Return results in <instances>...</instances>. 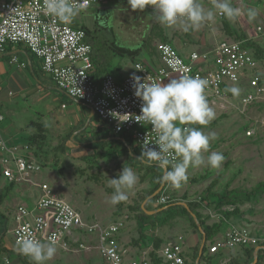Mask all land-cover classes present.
Masks as SVG:
<instances>
[{
	"label": "built area",
	"instance_id": "1",
	"mask_svg": "<svg viewBox=\"0 0 264 264\" xmlns=\"http://www.w3.org/2000/svg\"><path fill=\"white\" fill-rule=\"evenodd\" d=\"M106 1L108 0H76L84 5L82 11ZM42 4L43 0H0V54L5 53L9 45H23L40 61L42 71L52 78L63 94L91 109L99 121L109 126L115 134L129 135L139 146L140 152L143 144L155 141L156 133L151 130V125L144 126L134 119L141 114L142 104L134 95V76L141 77V82L147 78L145 83H166L172 75L178 78L185 74L205 78L209 82L205 94L212 106L220 102L228 103L225 89L245 81L249 91L241 98L242 107L246 109L264 101V78L258 71L259 61L245 51L238 41L225 40L218 43L213 52V66L204 69L196 67L195 62L208 63V53H193L190 62H186L172 45L161 43L158 51L163 67L156 72L148 71L140 63H135L130 74L120 83L112 74L98 80L91 60L92 47L86 42L85 31L46 15ZM254 30L256 36L264 42V16ZM11 62L18 63V60L12 58ZM75 77L77 87L81 90L75 87ZM113 111L128 113L133 119L120 123L110 114ZM261 133H264V120L260 119L249 126L245 137L251 139ZM149 147L158 146L149 144ZM23 150L28 151L29 146L24 145ZM0 152L7 154L0 160V164L4 168L3 175L9 182H31L33 176L42 169L38 164L17 155L15 149L8 148L1 136ZM9 164L14 165L15 174L9 169ZM38 187L41 194L34 207L29 209L20 206L16 211L17 226L13 230V237L21 257L26 256L19 251V241L31 234L45 243L55 240L56 247L67 253L79 254L95 249L107 264H151L147 259L148 252H143L138 260L128 259L129 251L117 237L125 227V217L108 225L86 221L59 198L49 185L40 184ZM166 190L156 200L157 206L171 201L165 195ZM200 200V196L190 199L195 202ZM227 207L226 211L234 209ZM92 236L95 237L94 243L87 242ZM182 243L183 237L179 236L176 242L166 243L155 253L163 264H185ZM261 244H264V234L258 235L246 227L230 225L223 237L208 247V255L215 256L243 246L257 248ZM227 262L228 260L223 259L219 264Z\"/></svg>",
	"mask_w": 264,
	"mask_h": 264
},
{
	"label": "crops",
	"instance_id": "2",
	"mask_svg": "<svg viewBox=\"0 0 264 264\" xmlns=\"http://www.w3.org/2000/svg\"><path fill=\"white\" fill-rule=\"evenodd\" d=\"M199 3H201L205 10L209 9L208 6L204 5L206 4V0H199ZM231 3L233 7L241 10V15L235 21H232L235 27L229 25L227 19L222 16L221 18H223L224 21L221 28L214 31L211 36L209 34L205 36L204 32H201L203 35H198L194 30L184 32L179 23L171 28L164 27L155 19L153 7L150 5L147 6L146 11L152 14V20H150L147 26L148 28H151V26H157L159 28L157 33L154 34V37L157 36V38H154L150 47L145 50V56H142L141 60L130 59V64L125 65L124 69L121 65L116 66L112 74L115 80L118 83L122 82L124 78L130 74L133 64L135 63H140L145 69L151 72H156L159 68L163 67L159 51L155 52L153 50L154 48L152 49V46H154L157 41L161 42L160 37H163L166 43L172 45L186 62H190V56L193 53H197L198 55L208 53L210 55L208 63L204 64L200 61L195 62L196 67L203 69L213 66V52L218 43L225 40L235 41V33L243 34L246 40L264 47V42L256 36L254 30L255 27L262 22L264 16V0H231ZM104 4L105 3L101 5ZM96 7H98V5L92 6L89 9ZM249 8L255 9L257 12V16L254 19L256 23L253 28L250 27L251 21H249L247 17V10ZM89 9L84 10V12ZM217 15L219 16V14ZM146 17L143 16V18ZM67 24L71 26L73 22L71 21ZM225 24L229 27L225 28ZM204 26L212 31L211 23H205ZM231 28L234 30V33ZM143 48L144 46L141 47L140 51L143 50ZM130 55L132 56L131 53ZM12 58H16L18 63L11 62ZM19 64H23L24 66L20 67ZM259 73L262 74V78H264V73L262 71H259ZM173 78H178V76L172 75L170 79ZM53 89L55 91H60L54 84L52 78H49V76L42 71L40 61L28 52L23 45H9L6 48V52L0 54V116L2 117L0 121V136L8 148L17 151V155L25 157L42 168L39 173L33 176L31 182L20 180L9 182L7 177L3 175L4 168L0 164V209H4V212H6L12 220V225L10 227H8L9 220L6 219L5 216H3L5 218L4 225L0 223V264H24L13 237V230L17 226L16 211L20 206L29 209L34 207L41 194L38 185H49L59 198L68 203L65 195L68 192L65 189L67 185L58 182V179L51 181L50 179L46 180L44 178L42 171H46L48 166L55 167L58 172L57 175L64 176V168H62L60 164L62 163L63 166L66 164L68 166V173H70V177H72L73 181L74 179L77 180L76 175L78 174L84 176L83 170L85 169L83 168L86 166V170L89 172V178H86V180L94 181L97 188H106L110 183L106 185L105 181L111 182V179L118 178L123 167H131L134 163V158L131 156L132 154L135 155L133 148L137 149L136 145L130 148L125 141V135L115 134L109 126L100 122L95 114L92 115L91 109L85 107L77 100L68 97L61 91L60 92L64 96L68 97L69 102L67 104L60 103V105L56 107L52 101H50V91ZM229 104L230 102L228 100V103L220 102L218 105H210V107H212L213 110L224 109L225 106ZM252 124L253 123H251L250 126ZM102 125L106 128L105 132L101 131V129L97 130L100 126L102 127ZM81 127L83 129L92 128L97 130L94 131V135H92L94 138L88 136L81 130L79 131ZM39 131L42 132L43 138L46 139L42 144L41 152L30 148L28 151L23 150V146L28 145L27 140L32 136H38ZM78 135H84V140L75 141ZM93 143L96 145H93ZM61 148H63V150ZM5 156H7L6 153L0 152V160ZM89 158H92V160L88 165L87 159ZM9 169H11L14 174L16 173L13 164H9ZM48 173L49 177L53 175L52 172ZM82 175H80V180L83 178ZM108 175L111 177L109 178ZM206 187L204 186V188ZM108 189L111 190L110 187ZM200 190L202 189L192 190L190 193H197ZM110 192L112 193V190ZM185 192L187 191L184 190V193ZM70 199L73 203L72 208L86 221L108 225L119 219V217L116 216V212L118 211V206H122L121 203L115 204L113 211L107 215L101 212L88 211L87 206H82L77 201H74L71 196ZM151 211H156V209L151 208L149 212ZM139 221L140 220H137L135 223L138 230ZM253 232L258 235L264 234V230H254ZM192 234L190 238L176 235L170 240H160L162 241L160 248L168 242H176L177 238L181 236L183 237L182 245L185 254V248L190 250L196 246V242L198 241V234L194 231ZM220 236L219 239L223 237V235ZM88 239V242L93 241L94 243L95 241L94 236ZM118 239L119 242L128 249V259L138 260L141 258L143 252H148L147 259L151 264H154L149 255L153 252L155 239L153 243H151V247L147 249L141 245L140 241L143 238L135 240L134 238L125 236V238L122 239L118 236ZM215 240L218 239L216 238ZM4 243H7V245ZM8 246L11 247L9 248ZM148 249L150 250L146 251ZM85 253H90L88 258L91 259L90 255H96L98 251L96 252L93 249L85 251ZM220 253L227 254L228 252ZM220 253L217 255L220 256ZM157 258L160 259L158 256ZM223 259L229 261L227 256H222L219 257L218 263ZM159 264H163L162 259H160Z\"/></svg>",
	"mask_w": 264,
	"mask_h": 264
},
{
	"label": "rangeland",
	"instance_id": "3",
	"mask_svg": "<svg viewBox=\"0 0 264 264\" xmlns=\"http://www.w3.org/2000/svg\"><path fill=\"white\" fill-rule=\"evenodd\" d=\"M204 5L208 6L209 9L211 8L214 12L216 11L212 8L211 0H206V4ZM143 16H147V19L143 18ZM151 16L152 14L146 11V8L144 11L131 10L130 6L127 4V0H108L104 5L99 4L98 7L91 8L86 12L81 11L72 20L73 24H71V27L77 28L78 26H85L91 30L99 31L102 35L101 37H103L110 46L112 45L111 47L115 51V53L109 52V63H111V67L114 69L116 66L121 65L124 69L125 65L130 64V59L141 60L142 56H145V50L148 49V45L145 44V41L148 39L150 31L147 25H149L150 20H152ZM219 16L216 15L215 20L211 22L212 31L202 25L199 29L194 30L195 33L203 35L201 32H204L205 36L208 34L211 36L214 31L221 28L224 21L223 18H221L222 16ZM227 22L232 27H235L232 21L227 20ZM255 23V20H251L250 27L253 28ZM160 44L161 42L157 41L154 46H152V49L154 48L153 50L158 52ZM143 46V50L140 51ZM258 71L264 73V64L259 62ZM47 76L49 75L47 74ZM49 78L51 77L49 76ZM235 87L239 88V95L229 96V94H227V99L230 102L228 105L229 107L225 106L224 109L214 110L216 118L202 129L206 135L214 137V139H210L209 152H220L224 155L225 159L222 166L220 169H211L205 163L201 166L190 167L188 169V181L184 183L180 189L172 188L167 184L165 195L169 200L182 202L181 199H183V196H187L188 198L197 197L204 193L206 189L204 186H208L209 183L215 179L217 184L213 192L221 195L231 190L250 191L256 184L264 181V133L251 139L245 137V132L251 123L259 121L260 119L264 120V101L252 104L245 109L241 105V98L249 91L248 86L245 81H241ZM50 92V101H52L56 107H58L60 103L67 104L69 102L68 97L64 96L60 91H55L53 89ZM82 129V127L79 128V131L81 130L93 138L94 136L92 135H94V131L99 129L103 132L106 131L103 125L97 130L92 128ZM83 137L84 135H78L75 141H82L84 140ZM125 138L128 141L131 139L129 135H125ZM93 145L96 144L93 143ZM133 147L134 146H132V148ZM133 152L135 155L132 154L131 156L134 158V163L131 168L137 174L138 181L133 189H125L128 194V199L121 202L122 206L116 215L119 218H126L125 227L123 228L124 231L122 230L123 234L121 235L122 231H120L118 234L119 238L124 239L125 236H127L138 240L140 238L139 233H141L143 236V239L140 241L141 245L147 249L151 247V243H153L154 239L165 241L172 239L176 235H182L186 238L192 237V232L194 230L191 228L189 221L181 216L176 217L174 220H165L170 214V212L168 213L167 211L162 213L159 211L160 213H155V217L153 215H148L150 217L149 220L142 218V220L139 221V230L136 228V216L140 214L136 208L146 201L145 197L148 195L152 185L150 183L151 175L149 176L146 173L147 165L137 159L141 155L140 150L133 148ZM207 155L208 153H204L205 160ZM91 160L92 158L87 159L88 165ZM60 166L64 168V176L57 175V169L53 166H48L46 171H42V174L46 180L50 179L51 181H55L58 179V182L67 185L65 189L68 192L65 195L71 207H73V203L70 196L82 206H87L88 211L101 212L107 215L113 211L114 205L110 200L115 189L114 186L110 185L111 182L105 181L106 185L110 183L107 187L111 188L112 193L106 186V188H97L94 181L86 180V178H89V172L86 170V166L84 167L83 165V169L85 170L82 169L84 171V176L78 174L76 175L77 180L74 179V181L72 177H70V173H68V166L66 164L63 166L62 163ZM48 172H52L53 175L49 177ZM80 175L83 177L82 180H80ZM200 175H203L205 179L197 180L196 183H192L191 179H198ZM108 177L110 178L111 176L108 175ZM200 188L202 190L199 192L190 193V191ZM184 190L187 192L184 193ZM216 204V201L212 200L209 204H205L200 210L203 213L202 215L205 216L207 225L219 223L220 220H224L219 214ZM150 208L157 210L158 206L156 207L155 203V205L153 204ZM227 208L228 207H223L221 210L224 211L227 210ZM238 208L240 214L222 223L220 234L216 237L217 239L221 237L220 235L226 233L230 225L246 227L253 231L264 230V194L250 201L241 200L238 204ZM4 211V209H0V223L4 225L5 218L3 216H5L6 219L9 220L8 227H10L12 225V220ZM199 242L198 237L196 245L199 244ZM4 244L7 245V243ZM8 247L10 248L11 246ZM149 250L150 249L146 251ZM192 253L191 249L185 248L184 255L190 263L192 262ZM89 254L90 253L85 252L80 254H68L57 248L55 256L47 261L46 264H104L106 262H104L105 259L101 257L99 253L90 255L91 259L88 258ZM223 256H227V258L237 256L241 263L245 260L238 249L223 254ZM211 257L213 263L218 262L219 255ZM26 263L33 264L29 257L26 259Z\"/></svg>",
	"mask_w": 264,
	"mask_h": 264
},
{
	"label": "clouds",
	"instance_id": "4",
	"mask_svg": "<svg viewBox=\"0 0 264 264\" xmlns=\"http://www.w3.org/2000/svg\"><path fill=\"white\" fill-rule=\"evenodd\" d=\"M127 4L133 11H144L150 5L155 19L162 26L171 28L179 23L184 32L197 30L205 23L213 22L217 14L229 21H235L241 15V10L233 7L231 0H211L215 12L211 8L205 10L199 0H127ZM83 9L84 5L76 0H43L42 4L46 15L65 24L70 23ZM256 16L255 9L247 10L249 21ZM145 80L141 82V77H133L134 95L142 101L141 114L134 119L144 126L151 125L156 139L143 144L137 159L148 166L164 169L160 182L175 189H180L188 181L190 167L206 163L211 169H220L225 157L220 152H209L210 139L214 137L202 130L216 118L205 94L208 80L187 74L170 79L167 83H145ZM75 87L81 90L77 87L76 77ZM225 91L233 96L240 93L237 87ZM110 114L120 123L133 119L128 113L113 111ZM149 144L158 147L150 148ZM204 153H208L206 160ZM137 181L138 176L133 169L123 167L118 178L111 179L115 191L110 202L115 205L126 201L128 194L125 189H133ZM19 251L29 257L33 264H46L57 252L56 241L45 243L30 234L19 241Z\"/></svg>",
	"mask_w": 264,
	"mask_h": 264
},
{
	"label": "trees",
	"instance_id": "5",
	"mask_svg": "<svg viewBox=\"0 0 264 264\" xmlns=\"http://www.w3.org/2000/svg\"><path fill=\"white\" fill-rule=\"evenodd\" d=\"M225 28L229 27L227 24L224 25ZM77 28L82 29L86 33V42L92 47L91 52V60L95 68V78L100 80L105 75L113 74L115 71V68L113 69L111 67V63H109V52L115 53V51L112 49V45L108 42H106L103 37H101V33L96 30H91L85 26H78ZM76 28V29H77ZM232 29V28H231ZM159 28L157 26H151L148 39L145 41V44L148 45V48L151 45V42L154 40V34L157 33ZM232 32L234 33V30L232 29ZM235 41L242 43V48L245 51H248L252 54V56L259 61L260 63L264 64V47L248 41L244 38L243 34L235 33L234 36ZM161 43H166L163 40V37H160ZM164 41V42H163ZM229 96H232V94L229 92ZM199 127V126H197ZM38 136H32L29 140H27V144L30 149H35L41 152L42 144L46 141L45 138L42 136V132L39 131ZM126 143L132 148L133 145H136V148L140 150L139 146L136 144V142L132 139L129 141L125 138ZM63 150V148H61ZM146 165V164H145ZM146 173L147 175H151L150 183L152 185V188L150 189L148 195L145 197L146 200L150 198L161 186V182L159 180L160 177H162L164 170L161 168H158L156 166H146ZM205 177L203 175H200L198 179H191L192 183H196L197 180H203ZM217 181L216 179L213 180L204 190V193L199 195L201 200L200 202L190 201V199L187 196H183V199L181 201L186 204L187 209L183 206H180L178 203L179 201H170L165 205L158 206L157 209H163L162 212H170L169 216L165 218V220H174L176 217H185L191 226V228L194 230L196 234H198L199 237V244H197L195 247L191 248L192 250V262L190 263L186 256H185V264H196V259L199 254V249L202 242V235L199 232V229L197 227L196 222L192 218V214L195 215L197 223L202 227V230L205 234V245L203 248L202 255L199 259L198 264H219L218 262L213 263L212 257L208 255V247L215 241L217 235L220 234L221 225L224 221H228L231 217H236L240 214L238 204L241 200H252L257 198L259 195L264 194V181L259 182L255 185L250 191L247 190H231L226 192L224 195L217 194L213 192L214 187L216 186ZM167 188V183L164 187V190ZM163 190V191H164ZM162 191V192H163ZM161 193L157 194L153 198L149 199L147 201L144 210L141 209V205H139L136 210L140 212L138 216H136L137 220H142V218H145L146 220H149L150 217L145 213V211L151 210V205L156 202V200L161 196ZM144 200V199H143ZM212 200L216 201V207L219 212V214L222 216L224 220H220L219 223H214L212 225H207L205 221V216L202 215L201 209L205 204H209ZM143 202V201H142ZM232 206L234 209L232 211H222L221 209L223 207ZM120 205L118 206V213L120 210ZM172 211V212H171ZM160 213V212H159ZM158 213V214H159ZM154 216V215H153ZM155 217V216H154ZM142 234L140 233V238H142ZM140 238L138 240H140ZM153 245V252L150 253V258L152 263L159 264L160 259L157 258L155 252H157L160 248L161 242L159 240H154ZM260 247L264 248V244H261ZM240 250L242 255L244 256L245 260L241 263L239 258L236 257H230L228 258L229 261L227 264H252L254 262V250L253 247H240L237 248ZM223 254L220 253L219 257H222ZM27 257H22V262L24 264L26 263ZM255 264H264V250L261 249L257 253V262Z\"/></svg>",
	"mask_w": 264,
	"mask_h": 264
},
{
	"label": "water",
	"instance_id": "6",
	"mask_svg": "<svg viewBox=\"0 0 264 264\" xmlns=\"http://www.w3.org/2000/svg\"><path fill=\"white\" fill-rule=\"evenodd\" d=\"M91 113H92V115H94V112H93V111H91ZM163 170H164V169H163ZM165 185H166V183H161V186L159 187V189H158V190H157V191H156V192H155L150 198H148L146 201H144V203L141 205V209H142V210H144L145 204L147 203V201H149V199L153 198L154 196H156L157 194L161 193V192L164 190ZM178 204H179L180 206H183L184 208L187 209V206H186L185 203L180 202V203H178ZM162 210H163V209H157L156 211H151V212H149V211H145V213H146L147 215H153V214H155V213H157V212H159V211H162ZM192 218H193L194 221L196 222L197 227H198V229H199V232H200V234L202 235V242H201V246H200V249H199L198 257H197V259H196V264H198L199 259H200L201 255H202V252H203L204 245H205V234H204V232H203V230H202V227L199 225V223H197V220H196L195 215L192 214ZM261 249L264 250V248H260V247L255 248V250H254V262H253L252 264H255V263L257 262V253H258V251H260Z\"/></svg>",
	"mask_w": 264,
	"mask_h": 264
}]
</instances>
